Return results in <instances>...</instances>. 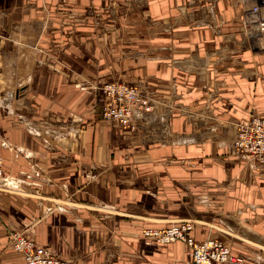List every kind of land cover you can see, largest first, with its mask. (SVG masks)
Segmentation results:
<instances>
[{
	"label": "crops",
	"instance_id": "obj_1",
	"mask_svg": "<svg viewBox=\"0 0 264 264\" xmlns=\"http://www.w3.org/2000/svg\"><path fill=\"white\" fill-rule=\"evenodd\" d=\"M252 7L0 0V264H24L7 230L68 264H190L184 243L144 235L181 220L195 242L262 264L229 237L264 246V165L232 148L239 124L264 117ZM109 82L149 98L135 130L102 118Z\"/></svg>",
	"mask_w": 264,
	"mask_h": 264
},
{
	"label": "built area",
	"instance_id": "obj_2",
	"mask_svg": "<svg viewBox=\"0 0 264 264\" xmlns=\"http://www.w3.org/2000/svg\"><path fill=\"white\" fill-rule=\"evenodd\" d=\"M252 12L257 27L264 32V0H252ZM100 102L102 118L117 123L122 128L135 130L134 113L137 110L147 111L149 98L136 86L124 82H111L101 86ZM8 144L0 138V183L5 184L7 177L3 169V151ZM234 152L251 158L259 165H264V117L252 116L238 127L232 142ZM194 228L192 220H181L163 230H145L144 235L153 238L159 244L176 241L184 243L191 250L190 264H243L242 258L231 254L228 244L216 238L195 242L191 236ZM11 248L22 259L24 264H68L64 259L55 256L38 245L20 231L10 232Z\"/></svg>",
	"mask_w": 264,
	"mask_h": 264
},
{
	"label": "rangeland",
	"instance_id": "obj_3",
	"mask_svg": "<svg viewBox=\"0 0 264 264\" xmlns=\"http://www.w3.org/2000/svg\"><path fill=\"white\" fill-rule=\"evenodd\" d=\"M256 20V19H255ZM255 20H254V22H255ZM259 29V28H258ZM257 30V29H256ZM254 30V33L256 34V37L257 38H261V40L260 41H258L256 44L259 46V47H262V48H264V32H262L260 29L259 30ZM254 34V35H255ZM109 83H111V82H109ZM125 83V82H124ZM127 84V83H126ZM128 85H130V84H128ZM100 103V105H101V110H102V107H103V105H102V103L101 102H99ZM102 116V115H101ZM240 125V124H239ZM175 222H177V221H172V222H170L168 225H171V224H173V223H175ZM14 232L15 230H7V235L9 236V234H10V232ZM230 237V239H231V241L232 242H234V243H239L238 241L239 240H241V241H244V242H246L247 244H250V247H252V248H256V249H258L259 250V252H263L264 253V246H261V245H256V244H253V243H250V242H248L246 239H244V238H242L240 235H238V234H233L232 236H229ZM230 244V243H229ZM231 249V248H230ZM231 254L233 255V253L231 252ZM233 256H235V257H239V258H242V257H240V256H237V255H233ZM242 260H243V258H242ZM244 261V260H243ZM260 263H262V264H264V259L262 260V261H260Z\"/></svg>",
	"mask_w": 264,
	"mask_h": 264
},
{
	"label": "bare ground",
	"instance_id": "obj_4",
	"mask_svg": "<svg viewBox=\"0 0 264 264\" xmlns=\"http://www.w3.org/2000/svg\"><path fill=\"white\" fill-rule=\"evenodd\" d=\"M256 27V26H255ZM101 93V92H100Z\"/></svg>",
	"mask_w": 264,
	"mask_h": 264
}]
</instances>
